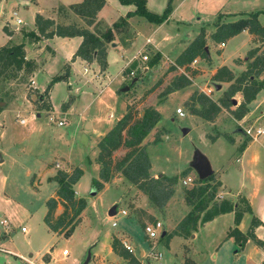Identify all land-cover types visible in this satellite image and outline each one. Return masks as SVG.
Here are the masks:
<instances>
[{
	"label": "rangeland",
	"instance_id": "374dc122",
	"mask_svg": "<svg viewBox=\"0 0 264 264\" xmlns=\"http://www.w3.org/2000/svg\"><path fill=\"white\" fill-rule=\"evenodd\" d=\"M168 1L171 7L170 19L162 22L158 29H154V23L141 15L124 16V19L133 17L128 20V31L138 29L139 34L123 46L124 52L121 55H124V59L134 55L145 36L150 35L166 58L163 59L164 63L159 62V66L153 64L149 68L144 67L152 57L151 47L143 49L141 54H146L147 59L136 61V69H130L132 73L127 68L118 69L121 61L115 62L114 57L118 60L119 53L110 54L107 74L98 69L92 75L88 64L85 71L82 70L80 75L76 74L69 80L70 84L64 81L53 84L50 98L49 92L45 91L46 73L56 72L53 64L47 65L44 71H38L33 78L35 86L43 90L33 88L29 78L17 81L0 78V110L3 108L0 111V220L4 219L7 223L6 227L0 225V248H6L16 255L0 251V264H27L28 261L32 264H82L87 253L91 257L87 264H101L92 260L97 255L106 259L103 264H115L113 261L117 260L108 252V237L111 240L116 234L128 239L133 247L131 254L140 259V264H182V238L173 235L166 246L161 232H170L174 221L188 209L182 202V189L197 183V174L191 167L196 154L205 159L212 170L221 164L227 167L230 162L231 169L225 170L222 176L224 181L231 189L243 185L246 190L250 187L249 181L245 176L242 179L240 170L234 167L238 164L234 162V156L238 154L237 146L253 140L248 144L244 159L247 161L255 153L257 160L255 164L244 162L242 168L245 171L254 170L256 177H263L259 194H264V89L257 92L248 104L247 112L239 120L234 119L229 112L241 100L239 93L230 97L232 103L229 109H221L212 121L190 114L184 106L193 91L204 92L216 100L226 90L229 82L212 80L210 69L225 64L232 68L235 77L248 62V49L258 46L257 53L264 52V43L260 45L252 41V35L245 30L242 32L247 34L239 33L230 38L224 47L209 37L214 30L212 23L217 14H220L218 21L232 20L223 18V13L264 10V0ZM158 2L166 4L167 0H155V3ZM14 4V0H3L0 3V44L5 40L1 26L5 23L10 27L14 25V17L10 15ZM23 5L30 3L24 2ZM18 6L17 16L24 24L18 25L15 31L20 27L28 28L27 24L30 23L29 8L25 9L21 4ZM104 10V24L108 25L113 21L111 19H117L111 4ZM259 22L264 23V15L259 16ZM201 26L205 36L207 34L211 64L204 65L201 62L200 66L195 63V67L188 70L177 68L166 71L182 43L185 44L197 34ZM22 35L16 34L12 41L21 42ZM29 54L33 55L32 52ZM60 59L58 54L53 61L58 64ZM191 69L194 73L190 75ZM179 73L187 74L190 84L162 94L173 76ZM263 77L264 70L257 80ZM45 105L50 106V109H45ZM126 106L135 110L136 116L147 106L156 107L159 112L158 122L141 142L149 158L150 176H171L187 170L185 176L178 178L173 186V194L161 208L154 207L145 194L118 172L109 181L103 182L100 189L92 184L93 178L98 179L99 166L94 161L96 143L125 112ZM175 108H180L183 115L178 116ZM19 119H24V123H20ZM59 121L62 125H58ZM245 129H250L251 135ZM256 129L260 132L255 133ZM224 134L236 139V143L230 144ZM155 135L159 136L156 142L153 140ZM218 136L219 139L215 141ZM124 152L125 149L120 147L112 152L111 157L118 159ZM74 167H79L82 175L72 185V189L75 197L84 199L85 208L81 221L79 217L68 235L63 234L64 229L56 235L48 231L41 221L44 202L57 187L56 182L49 178L57 170L70 173ZM213 176L216 180V172ZM110 206H114L115 212L124 210L125 214L108 215ZM61 210L62 207L57 204L53 215L56 216ZM154 220L161 223L163 230L157 238L149 241L143 234L142 226ZM112 221L115 222L114 226L111 225ZM231 223L232 214H221L211 223L200 227L188 243V256L197 264H249L247 256L253 252L252 244L235 252L237 247L233 239L225 234ZM21 226L26 229V233L20 230ZM45 248L47 255L44 253ZM139 248L144 250V255H137ZM62 250L66 251L64 257L61 255ZM157 252L159 257L154 255ZM37 253H40L39 257ZM257 255L254 252L253 257L259 259ZM120 261L117 264H128L123 258Z\"/></svg>",
	"mask_w": 264,
	"mask_h": 264
},
{
	"label": "trees",
	"instance_id": "16d2710c",
	"mask_svg": "<svg viewBox=\"0 0 264 264\" xmlns=\"http://www.w3.org/2000/svg\"><path fill=\"white\" fill-rule=\"evenodd\" d=\"M117 1L120 4L134 5V9L127 11L126 16L130 14L141 15L147 21L154 24L165 22L171 11L168 0L160 13L149 11L145 6V0ZM102 5L103 0H81L80 2L70 4L67 8L78 15L85 24H90ZM57 10H64V8L58 6ZM259 14L264 15V10L249 11L241 14L242 16L235 20L226 22L218 21L220 14H217L216 20L212 23L214 30L209 34V37L214 43L218 44L245 30L252 35V41H257L262 45L264 43V23L258 21L257 17ZM119 23H124V19L121 18ZM33 24L36 32H24V37L35 41L40 38H51L52 36H80L81 41L69 61H73L75 57H78L87 63L94 61L99 70L105 69V44L111 39L109 28L105 32L94 33L74 23L65 25L55 24L53 20L44 18L39 14H35ZM117 24L118 22H114L112 25L116 26ZM2 30L6 32L4 27H2ZM204 47H206L205 32L200 27L198 33L177 54L173 63L169 65L166 71L176 70L177 68L188 70L195 58H200L209 63L210 58ZM257 50L258 46H255L246 51L248 62L245 68L235 77L232 71L225 65L216 67L215 71L211 74V79L229 82L226 90L216 100L211 99L204 92H191L184 103L187 111L205 121H212L221 109H229L232 103L230 97L235 93H239L241 100L229 112L234 119H241L248 110V104L255 98L257 92L264 89V77L257 80V77L264 70V52L257 53ZM158 59L159 54L153 52L152 57L147 60L145 66L151 67ZM235 61H238V59ZM34 68V60L24 57L22 43L14 44L6 42L0 46V78L12 81L27 79ZM68 70V63H64L61 67V73L51 77L45 87V91L48 90L51 84L65 80ZM192 73H194L193 69L190 70V75ZM189 84V76L179 73L173 76L163 89L162 94L172 92ZM45 106L47 107L45 109H50V106ZM135 113V110H132L130 106H126L125 112L97 141V152L94 161L99 166L97 172L99 180L93 178L92 184L97 189H100L103 182L109 181L113 174L118 172L127 182L145 194L154 207L161 208L173 194V186L176 184L178 178L185 176L187 170H182L179 174L171 176L163 174L156 177L150 176L149 158L141 142L158 122L159 112L154 107L147 106L139 116H136ZM223 136L228 142H232V138L229 135L224 134ZM158 137V135H155L153 140L155 142L158 141ZM245 143L243 142L237 146L238 152L243 149ZM120 147L124 148L125 152L118 159H112V152ZM81 174L82 170L79 167H74L70 173L57 170L49 178L57 184L53 196L48 197L44 202L45 212L42 221L50 231L58 233L64 229L63 234L68 235L79 220V214L85 207V201L81 197L74 196L72 185ZM213 174L212 172L204 179L197 178L196 184L182 189V200L189 209L170 232H164L163 236L166 238V241L172 235L187 238L196 229L197 225H202L212 220L216 215L227 212L233 213V226L227 230L226 236L233 239L237 247L235 252L241 249L247 239L256 241L253 235V227L260 224V221L256 217L251 216L249 226L244 233L236 227L244 212L251 213L247 200L242 196L238 197L235 204L227 199L216 200L215 193L220 183L217 179L214 180ZM57 204L62 207V210L54 216L53 213ZM149 217L152 218L151 215ZM109 246L115 255L126 260L128 264H140L114 235L111 237ZM183 251H185V246H183ZM183 264H190L188 257H183Z\"/></svg>",
	"mask_w": 264,
	"mask_h": 264
},
{
	"label": "crops",
	"instance_id": "0c3cea01",
	"mask_svg": "<svg viewBox=\"0 0 264 264\" xmlns=\"http://www.w3.org/2000/svg\"><path fill=\"white\" fill-rule=\"evenodd\" d=\"M2 1L3 0H0V3ZM14 1L16 3V5L14 4V6L16 8H14V6H13V9L11 10V13H10V15L14 17V25H12L10 27V26L7 25V23H5V24H3L1 26V30H2V27H4L6 29V32H3V30H2V32L5 34L4 35L5 40H4V42L2 44H0V46L5 44L6 42H11V43H14V44L22 43L23 51H24V57L27 58V59H32L35 62L34 70L27 77V78H29V81L32 80V83L30 85L33 88H35V89H38V88L35 86V82H34L33 78L35 77V75H37L38 71H44V68L47 67V65H50V64H53V68H56V72L54 74L46 73V77H47L46 78V82H47V84L49 83V81H50L52 76L61 73V67H62V65L64 63H68V66H69L68 75H67L66 79L65 80H61V81L66 82V84H70L69 80L73 76H75L76 74L80 75L82 70L85 71V69H87V67H88V64H89V68L91 70L90 73H92V75H94L95 72L98 71V69H99L97 64L94 61H92L90 63H87V62H85L84 60H82V59H80L78 57H75L73 61H69L71 55L73 54V52L75 51L76 47L78 46V44L81 41V37L80 36H71V37L52 36L51 38H40V39L35 40V41L26 37L27 39L25 40V37H23V35H22L24 32H28V31L36 32L35 26L33 24V18L35 16V14H39V15H41L44 18H49V19L53 20V22L55 24H64L65 25V24L74 23V24H76L78 26L85 27L86 29H88L89 31L94 32V33H96V32L97 33L105 32L109 28L110 29V33H111V36H110L111 39H110V41L108 43L105 44L106 67H105L104 70H102L105 74H107V68H108V65H109L108 57H109L110 54H114V53H119V59L120 60L119 59L117 60V58L114 57V61L115 62L116 61H121V64L118 66V69L119 68H127L128 70H130L131 68L136 69V66H137V62L136 61H138L139 59L141 60L140 55H141V53H142V51H143V49L145 47H147V48L151 47V49H153L152 52H156V53L159 54V59L155 63V64H157L156 66H159V62H160V64L164 63L163 59H166L164 57V55L162 54V52L160 51V49L158 48L157 44L153 43L152 38H151L150 35L149 36H145L141 47L138 48V50L135 52L134 55H131L130 57H128L126 59H124V57H123L124 55H121V53L124 52L123 51V46L126 43H128L130 40H132V38L134 39L139 34L138 29H133L131 32L128 31L129 25H130L128 20L132 19L133 17L131 16V17H128V19L127 18L124 19V16H125L126 12L127 11H132L134 9V5L133 4H126L125 5V4H120L117 0H103V5L96 12L93 22L90 23V24H85L83 22V20L78 15H76L70 9L67 8L70 4L80 2L81 0H14ZM145 1H146L145 5H147L146 7H148L150 9V11L152 10L155 13L156 12L157 13L161 12V10L163 9V7L165 5V3L163 4L162 2L155 3V0H145ZM24 2H29L30 5H23ZM20 4L25 9L29 8V15H30L29 16V20H30V23L27 24L28 28L20 27V29L18 31H15L16 27L18 25H23L24 24V21H22L20 19V17L17 16L18 7H19L18 5H20ZM109 4H111L114 7L115 14H116L115 18H117V19L115 21H114V19H111L113 21H111V23H107L108 25H106V24H104L102 22V18H103V14H104V11H105L104 9ZM58 6H62L64 8V10L58 11L57 10ZM108 12H109V10H108ZM241 14H243V13L242 12L223 13V16H224L223 18L228 17V18H231L232 20H235V19L239 18ZM260 15L261 14H259L258 17H257L258 21H259V16ZM121 18L124 19V23H119V20ZM17 19L20 20L18 23H16ZM126 19H127V21H126ZM107 20H110V18L107 19ZM226 21H231V20L223 19V22H226ZM114 22H118V24L116 26H113L112 24ZM162 24L161 23L160 24H154L156 26L154 29H158L160 26H162ZM240 33L247 34L246 32H242V31ZM16 34L22 35L21 36V42H17L16 43V42L12 41L13 36H15ZM238 34H236V35H238ZM195 35L196 34H194V36ZM236 35H234V36H236ZM234 36H232V37H234ZM232 37H230V38H232ZM205 38H206V44H207L206 49H207V52H208L209 45L207 43V34H206ZM230 38L226 39L223 42L222 46L219 43V46L220 47H224L225 43ZM248 38L250 40V37H248ZM191 39L186 41L185 44L182 43L180 51L187 45V43ZM31 52H32L33 55L29 54ZM220 52L218 54H221ZM58 54L61 56V59H60V61L58 60V64H55L56 61L54 62L53 59H55L56 55H58ZM174 58L172 59V63H173ZM209 58H210V61H209V65H210L211 61H212L210 53H209ZM167 59H170V58H167ZM201 62L204 65H207V62L206 63L203 62L202 59L195 58L191 62L190 66L191 67H195L194 66L195 63L199 64V66H200ZM221 65H225V64H220L218 66L213 67L212 69L209 68L210 69V70L208 69L209 70V74L211 75L215 71L216 67H219ZM225 66L228 67L227 65H225ZM91 67H92V69H91ZM144 67H146V66H144ZM147 68H149V67H147ZM147 68H145V69H147ZM228 68L231 71H233L232 68H230V67H228ZM57 82H59V81H57ZM55 83H53V84H55ZM47 84L45 85V87L47 86ZM53 84H51L50 87L47 90L49 92V98H50V91H51V88H52ZM43 89H38V90H43ZM25 101L28 104V100L26 98H25ZM66 111H68V109ZM22 123H24V119H23ZM219 137L220 136L215 137V141L218 140ZM254 140H256V139H254ZM252 141L253 140L247 141L245 143V146L243 147V149L240 152H237L238 154L236 156H234V162L238 163L234 167L238 168V170H240V175H241L242 179H244V176H245L247 178V180L249 181L250 187L248 189L244 190L243 185H238L235 189H231L227 185L226 181H224L222 176L224 175L225 170L231 169L230 166H229L231 164L230 162L227 163V165H228L227 167H224V164H221L216 169H214V170L211 169V170H212V172L214 174L216 172V179L220 183V185L217 187V191L215 193V199L216 200L227 199V200H230L231 202H233L235 204L237 202L238 197L242 196V197H244L247 200V202H248V204L250 206L251 213L244 212L242 214V216H241V219H240L239 223L236 225V227L241 232L244 233L247 230L248 226H249V221H250L251 216L256 217L260 221V224H258V225L253 227V235L255 236L256 241H253L251 239H247L246 242L244 243V245L240 249V250H243V248L246 245L252 244L253 252H252V254L247 256V259L249 261V264H257L258 262H260L264 258V194H262V195L259 194V187H260L261 181H263V177L262 176L256 177V175L254 173V170L245 171L242 168L244 162L246 164V162L250 161L251 164L253 162L255 164V162L257 160V158H256L257 155L255 153L252 154L247 159V161L244 159L245 155L247 153V149L249 147L248 144L250 142H252ZM229 143L234 145L236 143V139H234V140L232 139V142H229ZM230 160H233V159H231V157H230ZM57 166H58V164H57ZM77 185H78V183H77ZM53 193H54V191L52 192V194L50 196H53ZM182 202H183V200H182ZM183 204H184V202H183ZM188 209H187V211H188ZM83 211H84V209L79 214V217H80L79 222L82 219ZM44 212H45V210H44ZM44 212H43V214H44ZM229 213L232 214V219H233V213L232 212H227V213H222V214H229ZM43 214H42V217H43ZM184 215L185 214H183L178 220L174 221V224L171 227V229L174 228L176 223ZM220 215L221 214L216 215L212 220L207 221V222L203 223L202 225H197L196 229L194 231H192L191 234L187 238H183V237L179 236V237L182 238L181 245L185 246V251L181 252L182 262H183V257H188L189 260H190V264H197V262H195L194 259H192L190 256H188V252H189L188 243L190 242L191 238L195 237V235H196V233H197V231L199 230L200 227L211 223L215 218H217ZM42 217H41V221H42ZM42 223H43L44 227L48 231H50L43 221H42ZM232 226H233V220H232L231 225H229L228 228L225 230V234H226L227 230L229 228H231ZM4 230L7 231V229H4ZM50 232H52V231H50ZM164 232H168V231H163V234H164ZM23 233H26V229H24ZM52 233L58 235L55 232H52ZM114 236L117 237L120 240V242H122L124 240L125 242H127L131 246L130 242L128 241V239L125 236L119 235V234H116ZM120 236H122L123 238H120ZM163 238H165V237L163 236ZM169 239L166 241V238H165V245L166 246L168 245ZM109 242H110V238L108 237V252L112 253L114 255L115 259L121 263V261H120L121 258L117 257V255H115L111 251L110 246H109ZM132 249H133V247H132ZM0 251L4 252L6 254L12 255V256H16L14 253L9 252L10 250L8 251L6 248H0ZM254 252L258 253L257 256H260L259 259H258V257H253ZM44 253H45V255L48 254L47 253V248H45ZM141 254L144 255V250L142 248H139L137 250V255L139 256ZM28 256H30V254H28ZM37 256L39 257L40 253H37ZM19 257H21V256H19ZM62 257H64V255H62ZM90 259H91V257L89 255V260ZM95 259H97V260H95ZM92 260H94V262L98 261V263L103 264L104 263L103 260H106V259L105 258L104 259L103 258H99V256L97 255V256L92 257ZM137 260L140 261L139 258ZM117 261L116 262L113 261V262L115 264H117V263H119ZM26 263L29 264L28 262H26ZM44 264H49V263L45 262Z\"/></svg>",
	"mask_w": 264,
	"mask_h": 264
},
{
	"label": "built area",
	"instance_id": "2783aa9c",
	"mask_svg": "<svg viewBox=\"0 0 264 264\" xmlns=\"http://www.w3.org/2000/svg\"><path fill=\"white\" fill-rule=\"evenodd\" d=\"M19 21H20V20L17 19V20H16V23H18ZM220 45L222 46L223 43H220ZM140 58H141L142 61H144V60L147 59V55H146V54H141V55H140ZM128 72H129V73H132V71H130V70H128ZM29 82H30V84H31V83H32V80H30ZM174 111H175V113H176L178 116L183 115V112H182V110H181L180 108H175ZM19 122L22 123V122H23V119H20ZM58 125H62V122L59 121V122H58ZM245 132L251 135V133H250V129H245ZM259 132H260L259 129H256V130H255V133H259ZM55 166H57V165L55 164ZM188 181H189V180H188ZM186 182H187V181H186ZM117 213H118V214H121V215H124V214H125V211H124V210H118L117 212L114 213V215L117 214ZM0 225H2L3 227H6V226H7V223H6V221L3 219V220H0ZM111 225L114 226V225H115V222L112 221V222H111ZM20 230H21L22 232H24V227L21 226V227H20ZM162 230H163V229L161 228V223H160L158 220H154V221H151V222H146V223H144L143 226H142L143 234H144L145 238H146L147 240H149V241H151V240L157 238L158 235H159V233H160ZM161 233H162V232H161ZM121 244H122V246H123L127 251H129V252L132 251V248L130 247V245H128L125 241H122ZM151 248H152V247H151ZM151 253H152V252H149L148 254H151ZM61 254H62V255H66V251H65V250H62V253H61ZM154 255L157 256V257H159L160 254L157 252V253L154 254ZM21 258H22L23 260H25V261H28V260H26V259L23 258V257H21ZM28 263H29V264H32L30 261H28ZM257 264H264V258H263L260 262H258Z\"/></svg>",
	"mask_w": 264,
	"mask_h": 264
},
{
	"label": "water",
	"instance_id": "95a60500",
	"mask_svg": "<svg viewBox=\"0 0 264 264\" xmlns=\"http://www.w3.org/2000/svg\"><path fill=\"white\" fill-rule=\"evenodd\" d=\"M204 49L207 50L206 47H204ZM216 87L218 88L217 85ZM191 167L194 169L195 173L197 174L198 179H204L212 173V170L210 169L207 161L203 159L199 154H196L194 156V159L191 163ZM114 213H115L114 206H110L107 210V214L113 215ZM161 235H163V232L161 233ZM88 260H89V253H87L82 264H86Z\"/></svg>",
	"mask_w": 264,
	"mask_h": 264
}]
</instances>
